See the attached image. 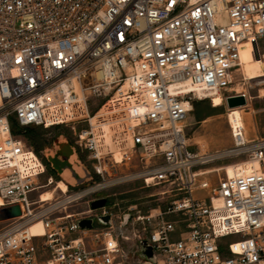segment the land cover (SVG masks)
Instances as JSON below:
<instances>
[{"label":"built area","instance_id":"2783aa9c","mask_svg":"<svg viewBox=\"0 0 264 264\" xmlns=\"http://www.w3.org/2000/svg\"><path fill=\"white\" fill-rule=\"evenodd\" d=\"M256 45L262 58L264 0H0V264H264V136L230 124L229 152L250 170L213 185L203 167L214 155L186 129L198 100L250 105L233 84ZM14 124L69 127L91 160L75 171L84 187L33 198L47 164ZM134 181L174 200L92 208Z\"/></svg>","mask_w":264,"mask_h":264},{"label":"rangeland","instance_id":"374dc122","mask_svg":"<svg viewBox=\"0 0 264 264\" xmlns=\"http://www.w3.org/2000/svg\"><path fill=\"white\" fill-rule=\"evenodd\" d=\"M250 53L255 62H252L248 57L244 68L237 69L233 84L234 91L246 90L250 93V105L229 109L227 105H223L224 103L216 107L209 99L198 100L187 121L186 129L192 148L214 155L213 160L203 167L205 170H209L205 176L213 182V185L218 183L220 177L227 175L228 166L238 165L244 160V158L236 157L229 152L234 147L230 124L235 118L243 119L249 139L264 136V77L260 78L264 62L254 56L252 48H250ZM244 77L246 78L244 79ZM201 102H204L200 107L201 110H204L202 112L203 119L198 120L197 112ZM32 128L38 129L37 131L45 141L40 155L47 164V171L39 181L40 187L32 194V197L37 198L47 190L54 192L53 197L59 195L61 193V189L57 188L59 181L72 184L71 191L82 189L84 186L76 187L78 176L74 174V171L82 177L83 164L91 167V160L86 152L77 147L74 132L65 126ZM25 139L28 141L26 137ZM28 143L30 144V141ZM49 178H53V184L50 187H43ZM156 190V188L144 187L141 181H134L111 186L99 196L108 197L109 203L116 206L115 210L119 214L130 209L147 213L151 207L161 204L165 208L174 200V197H150V194ZM86 200L71 207L70 211L84 210L87 207ZM5 226L6 223L0 222V230Z\"/></svg>","mask_w":264,"mask_h":264},{"label":"bare ground","instance_id":"6f19581e","mask_svg":"<svg viewBox=\"0 0 264 264\" xmlns=\"http://www.w3.org/2000/svg\"><path fill=\"white\" fill-rule=\"evenodd\" d=\"M252 52H253V51H252ZM253 54H254V53H253ZM241 56L243 57V58H242V65H243V68H244V66L246 65V61H247V58H248V57H250V59H251L252 62H255L254 57H251L252 54L250 53V48H249V47H245V48L242 50ZM254 56L256 57L255 54H254ZM256 58H257V57H256ZM257 59H260V60H262V61L264 62V56H263L262 58L259 57V58H257ZM261 68H262V73L260 74V78H261V77H264V63H263V66H262ZM245 91H246V90H245ZM241 92H243V91H241ZM247 92H248V91H247ZM239 93H240V92H239ZM223 100H224V99H223L222 96L216 94V96L214 97V105H215L216 107L219 106V105H221V104L223 103ZM237 108H242V107H237ZM232 109H234V108H232ZM236 124H244L243 119H242V118H235V119L232 121V125H236ZM250 166H251V165H250V162H241V163H239L238 165H235V166L230 165V166L227 167V175H229V176H234V175L240 173L242 169H244V170H246V169H247V170H250ZM207 172H209V170H208ZM210 172H212V171H210ZM50 183H51V184L45 185V186H43V187H50V186L53 184V178H52V180H51ZM57 188L61 189V190H60L61 192H63V191L68 192V191H69V186H68V184L65 183L64 181H59V182H58V187H57ZM53 194H54L53 191L51 192V190H47V191L42 192V193L40 194L41 196H39V197H41L42 201H47V200H51V199L54 198V197H53ZM52 197H53V198H52ZM55 197H56V196H55ZM2 201H3V200H2V198L0 197V205H2ZM33 232L38 233L37 235H44V234H45V231H44V229H43L41 223H38V224H36V225L33 227Z\"/></svg>","mask_w":264,"mask_h":264},{"label":"water","instance_id":"95a60500","mask_svg":"<svg viewBox=\"0 0 264 264\" xmlns=\"http://www.w3.org/2000/svg\"><path fill=\"white\" fill-rule=\"evenodd\" d=\"M255 52H256V57L259 58L260 57V52H259V49H258V46L257 45L255 46ZM227 105H228V107L230 109H232V108L235 109L237 107H243V106H246L247 105V99H246V97H245L244 94H241V95H235L234 94V95L229 96L227 98ZM74 174L76 175L75 171H74ZM85 179H87V178H84V179L80 180L79 179V176H78V179H77L78 180V183L77 184L78 185L82 184L83 181H85ZM107 201H108V199L105 198V197L104 198L97 199V200L93 201L92 208L93 209L101 208V207H103V206H105L107 204ZM14 213L15 214H20V210H19L18 207L17 208H13L12 209V212L11 213H8L7 215H14ZM4 216H5L4 214H1L0 215V218H3ZM125 216H126L125 217V224H127L128 221H129V219L132 216H131L130 213H127ZM100 218L104 222H109L110 221V216H102ZM79 224H80V226L82 228H85V227L86 228H93V226H94V219H87L86 218L85 220L80 221ZM144 254H146V256H152V250L149 249V250L145 251Z\"/></svg>","mask_w":264,"mask_h":264},{"label":"trees","instance_id":"16d2710c","mask_svg":"<svg viewBox=\"0 0 264 264\" xmlns=\"http://www.w3.org/2000/svg\"><path fill=\"white\" fill-rule=\"evenodd\" d=\"M204 104V102H201L198 106V112H197V118L198 120H202V112L204 110H201V105ZM43 128V127H40ZM38 129L36 128H32V127H28L25 129H19L17 124H14V131L16 133L22 134L24 135L28 141H30V144L32 145V147L35 148V150L40 153L42 148H43V144L45 143V141L43 140V137L41 136V134L37 131Z\"/></svg>","mask_w":264,"mask_h":264},{"label":"crops","instance_id":"0c3cea01","mask_svg":"<svg viewBox=\"0 0 264 264\" xmlns=\"http://www.w3.org/2000/svg\"><path fill=\"white\" fill-rule=\"evenodd\" d=\"M197 195H199V196H203V195H204V192H202V191H198V192H197Z\"/></svg>","mask_w":264,"mask_h":264},{"label":"flooded vegetation","instance_id":"af4514ba","mask_svg":"<svg viewBox=\"0 0 264 264\" xmlns=\"http://www.w3.org/2000/svg\"><path fill=\"white\" fill-rule=\"evenodd\" d=\"M72 157H74V156H72Z\"/></svg>","mask_w":264,"mask_h":264}]
</instances>
